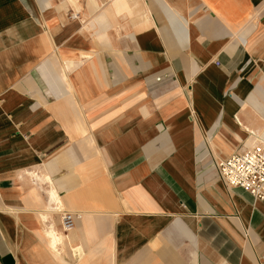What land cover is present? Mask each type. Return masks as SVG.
Wrapping results in <instances>:
<instances>
[{
	"label": "crops",
	"instance_id": "crops-1",
	"mask_svg": "<svg viewBox=\"0 0 264 264\" xmlns=\"http://www.w3.org/2000/svg\"><path fill=\"white\" fill-rule=\"evenodd\" d=\"M253 142L264 0H0V264H264Z\"/></svg>",
	"mask_w": 264,
	"mask_h": 264
},
{
	"label": "built area",
	"instance_id": "built-area-1",
	"mask_svg": "<svg viewBox=\"0 0 264 264\" xmlns=\"http://www.w3.org/2000/svg\"><path fill=\"white\" fill-rule=\"evenodd\" d=\"M221 180L231 188L242 189L256 202L264 203V145L244 147L217 164ZM64 233L75 228L79 215L60 212Z\"/></svg>",
	"mask_w": 264,
	"mask_h": 264
},
{
	"label": "bare ground",
	"instance_id": "bare-ground-1",
	"mask_svg": "<svg viewBox=\"0 0 264 264\" xmlns=\"http://www.w3.org/2000/svg\"><path fill=\"white\" fill-rule=\"evenodd\" d=\"M180 13H179V11H175V13H174V15H179ZM72 66H73V62H70L68 65H67V68H68V70L70 69V68H72ZM264 145V142L263 143H260V142H253L252 144H251V146H254V145ZM250 146V147H251ZM52 240H53V246L55 247V249H56V247L60 244V240L59 239H57L56 238V236H54V235H52V238H51ZM78 257V256H77Z\"/></svg>",
	"mask_w": 264,
	"mask_h": 264
}]
</instances>
